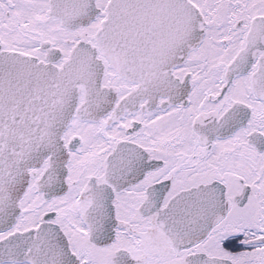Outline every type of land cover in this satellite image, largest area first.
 I'll use <instances>...</instances> for the list:
<instances>
[{"label": "snow or ice", "instance_id": "1", "mask_svg": "<svg viewBox=\"0 0 264 264\" xmlns=\"http://www.w3.org/2000/svg\"><path fill=\"white\" fill-rule=\"evenodd\" d=\"M0 264H264V0H0Z\"/></svg>", "mask_w": 264, "mask_h": 264}]
</instances>
